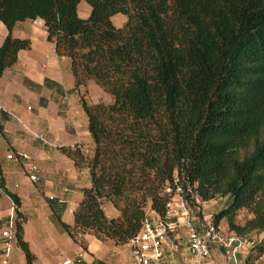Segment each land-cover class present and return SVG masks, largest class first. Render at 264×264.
I'll return each instance as SVG.
<instances>
[{"label":"trees","instance_id":"obj_1","mask_svg":"<svg viewBox=\"0 0 264 264\" xmlns=\"http://www.w3.org/2000/svg\"><path fill=\"white\" fill-rule=\"evenodd\" d=\"M82 1L91 7L87 19L78 15ZM117 15L127 17L121 28ZM37 19L58 56L71 60L75 89L94 81L114 100H82L91 157L79 146L60 148L92 179L72 225L62 219L67 205L47 198L53 222L76 245L87 251L88 236L128 244L148 206L165 215L164 188L176 178L201 203L229 199L215 226L225 221L244 238L264 234V0H0L9 32L0 78L31 47L13 37L16 24ZM0 187L15 205L16 246L34 264L21 200ZM106 202L118 218L106 216ZM242 211L252 216L244 224ZM252 251L264 256V239Z\"/></svg>","mask_w":264,"mask_h":264},{"label":"crops","instance_id":"obj_2","mask_svg":"<svg viewBox=\"0 0 264 264\" xmlns=\"http://www.w3.org/2000/svg\"><path fill=\"white\" fill-rule=\"evenodd\" d=\"M90 14L91 8L80 3L79 17L87 19ZM8 33L0 22V47ZM12 34L14 38L30 40L31 47L20 51L17 63L0 78V183L21 200L20 220L24 239L36 258L34 264H134L129 243L116 245L88 236V250L83 251L53 222L47 198L67 205L62 219L72 225L74 213L83 200V190L92 187L89 170L77 167L60 148L79 146L89 157L93 155L94 143L82 100L94 103L90 99L89 84L87 88L75 89L71 60L58 56L55 43L48 40L42 19L19 22ZM23 154L29 159H24ZM9 156L14 158L9 159ZM30 165L39 169L37 182L29 178ZM197 203L203 215L201 224L197 223L212 222L211 217L205 215L212 201ZM105 204L116 209L109 202ZM13 206L12 199L0 187V252L2 231L9 222ZM105 214L109 219L120 216L119 213L118 217H109L106 211ZM222 224L220 228L229 232L227 223ZM189 245L187 231L180 228L165 251L163 264H185L191 258ZM249 253L241 254L242 262ZM219 263L224 264L223 252L213 247L204 264ZM9 264H26L18 246Z\"/></svg>","mask_w":264,"mask_h":264},{"label":"built area","instance_id":"obj_3","mask_svg":"<svg viewBox=\"0 0 264 264\" xmlns=\"http://www.w3.org/2000/svg\"><path fill=\"white\" fill-rule=\"evenodd\" d=\"M22 157L29 159L26 154ZM12 158L14 157L9 156V159ZM38 171L36 165L29 166L28 175L32 182L39 180ZM164 195L167 198L165 215L161 216L151 210V213L146 215L139 234L129 241L134 264H163L165 251L170 248L171 239L178 234L180 228L187 231L190 242L191 258L185 264H204L213 247L224 251L226 264H242L241 254L250 252L257 245L255 240L225 232L212 222L204 223L200 228L196 227L197 219L193 215L187 196L190 195L196 202L200 200L191 187L185 190L177 178L173 185L165 186ZM16 219L14 205L9 222L2 231L0 264L10 263L16 247Z\"/></svg>","mask_w":264,"mask_h":264},{"label":"rangeland","instance_id":"obj_4","mask_svg":"<svg viewBox=\"0 0 264 264\" xmlns=\"http://www.w3.org/2000/svg\"><path fill=\"white\" fill-rule=\"evenodd\" d=\"M83 5L88 6L89 8L90 5L86 2V1H82L81 2ZM127 21V17L124 15H117L115 17H113V23L115 26L117 27H121L123 26ZM125 22V23H124ZM90 86V96H91V101L94 104L97 103H106V104H110L113 103V97L111 96V94L105 92L103 89H101L94 81H90L89 83ZM187 199L190 203V206L192 208L193 211V215L195 217H198L201 215V213L199 212V205L198 203H196L197 205H195V203H193V199L192 197L187 196ZM210 203V202H208ZM207 203V204H208ZM229 203V199L226 198H220L217 199L215 201H212V203L208 204L206 209H205V215L211 217L210 221L212 220V217L216 214H219L223 209H225L227 207ZM104 209L107 213V215L109 217H114V215H116V217H118V211L116 209H114L111 205H104ZM146 213L147 215H149L151 213V209L148 206L146 209ZM252 216L247 212V211H242L239 213V217H238V221L240 224H244L248 219H250ZM221 226H224L222 223L220 224ZM227 232V231H225ZM249 238L255 240L256 242H261L264 238V234H253L251 236H249ZM220 250H222L221 248H219ZM223 252V257H224V264H226V259L224 256V251ZM247 258H251L249 263L246 261H243L242 264H264V256L262 257H256V254L251 250L250 253L247 255ZM220 264V263H219Z\"/></svg>","mask_w":264,"mask_h":264}]
</instances>
